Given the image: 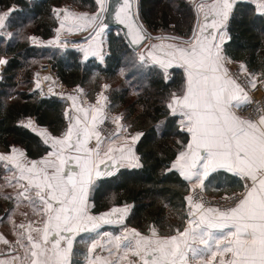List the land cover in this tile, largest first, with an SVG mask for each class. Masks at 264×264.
Returning <instances> with one entry per match:
<instances>
[{
    "label": "crops",
    "instance_id": "0c3cea01",
    "mask_svg": "<svg viewBox=\"0 0 264 264\" xmlns=\"http://www.w3.org/2000/svg\"><path fill=\"white\" fill-rule=\"evenodd\" d=\"M95 1L100 11L103 0ZM236 1H198V23L191 39L147 38L145 49L139 50L147 62L165 71L180 68L184 75L183 90L167 101L169 114L177 117L179 129L186 133L170 165L188 186L183 227L163 234L151 223L140 231L125 222L129 203L91 212L93 181L120 168L139 166L135 146L141 131L94 141L87 129L93 107L84 108L75 96H67L73 110L65 116L60 135L28 118L26 126L48 146L43 154L30 157L19 144L0 151V160L5 161L0 168L16 179L12 186L18 191L8 198L11 206H0V264H185L187 257L205 262L220 241L218 233L230 250L224 264H264V114L252 119L241 112L250 86L241 85L239 74L223 61L224 43L230 37L228 16ZM246 1L264 13V0ZM90 18L72 25L62 19L54 37L35 35V42L48 44L64 34L82 32L70 37L73 48L81 59L94 57L104 64L108 27L101 22L82 37L93 25ZM236 61L248 68L243 60ZM103 103H96V108ZM214 173L222 176L219 185L241 192L239 201L225 211L193 207L197 212L191 214L190 188H209L206 184ZM78 242L84 249L74 259ZM97 245L102 254L94 252Z\"/></svg>",
    "mask_w": 264,
    "mask_h": 264
},
{
    "label": "trees",
    "instance_id": "16d2710c",
    "mask_svg": "<svg viewBox=\"0 0 264 264\" xmlns=\"http://www.w3.org/2000/svg\"><path fill=\"white\" fill-rule=\"evenodd\" d=\"M64 2L84 9L90 5V10L96 6L95 0H0V11L15 6L5 17L3 28L8 36L0 35V56L6 58L0 74V149L19 144L30 157L40 156L48 149L39 135L22 122L25 118L33 117L37 125L51 134H59L66 127L62 95L53 87L48 88L47 94L31 88L33 70L41 61L48 60L58 79L67 86L86 85L88 75L92 74L110 78L117 75L121 85H111L112 101L121 102L129 91L134 96L130 103L140 106L130 122L141 131L135 146L140 165L120 168L112 175L96 179L91 211L99 213L113 205L129 203L128 225L140 230L151 223L161 230L180 229L186 219L188 186L170 165L186 140V133L179 129L177 117L169 114L167 101L173 93L183 90V72L175 67L165 71L155 63L143 62L137 55L140 51L132 49L122 33H113L108 26L104 64L94 57L81 59L79 51L73 48L31 43L30 34L42 39L53 36V7ZM179 3L180 7L189 8L186 1ZM235 4L228 16L230 37L224 49L233 59L242 58L250 69H262L264 13L257 12L255 4L246 0ZM160 26L164 32L179 34V26Z\"/></svg>",
    "mask_w": 264,
    "mask_h": 264
},
{
    "label": "rangeland",
    "instance_id": "374dc122",
    "mask_svg": "<svg viewBox=\"0 0 264 264\" xmlns=\"http://www.w3.org/2000/svg\"><path fill=\"white\" fill-rule=\"evenodd\" d=\"M184 1H186V3L189 5V8L180 7L181 6L180 3L178 4L179 0H137L138 14L141 20L143 21V23L145 24V26L149 29L151 33H164L163 28H161L160 24L166 23L167 25H169L168 29L174 26H179V34L189 36L191 32L192 24L194 22V17H195V10H194L193 3L196 0H184ZM95 4L96 6L94 10H90L88 8L90 5H86L85 7L87 9H84L83 7L80 8L79 6H77V4H74L71 2H64L58 6L53 7V15L56 21V28H57V24L60 23V20L62 22V19L65 25L67 24L72 25L76 23L78 24L82 22L83 20H87L88 18H90L89 16L90 14H93V13L96 14L97 10L99 11L98 4L96 1H95ZM76 10H79L80 12H77ZM160 12H162L163 16H160ZM7 13H8V9L0 11V35H4V36H8V32L3 28ZM98 15H95L89 19L90 24H94V22L98 18ZM56 28L53 33L54 36H55ZM109 31H110L109 29H107L106 32L104 31L106 33L105 35L107 38V43H108V34H109L108 32ZM112 32L121 34V31L118 27H112ZM81 33L82 32H76L75 34H70V35L64 34V37H56L53 42L49 41L48 45H54L56 47H62V48H66V47L73 48L72 45L74 44H73V41H71L70 37L76 36V35L78 36V34L81 35ZM166 33H173V32L170 30ZM159 37H165V36H158V38ZM29 39L31 43L37 42V41L35 42V35L30 34ZM49 39H51V37ZM56 41H57V44L56 43L53 44ZM42 44H45V43H42ZM106 52H108V44H107ZM137 55L139 56V59L142 60L143 62L147 64L150 63L144 60L141 57L142 55H140V53H138ZM224 58H226L227 64H229L231 71L235 72L236 76L238 74H239L238 76L245 74L244 76H245V79H247L246 83L248 86L253 87L256 85H264V68L258 69V70H263V74L255 75L254 69H250L249 67L244 68L242 64H240L239 61H236L237 59H241L242 61L243 60L242 58H237L235 60V58L233 59L227 52L223 54V61H224ZM5 59L6 58L4 56H0V66L1 65L3 66V61H5ZM43 64H48L51 67L50 62L48 60H43L40 62V64L36 68L40 67ZM34 70H33V75H32L31 88L37 90L40 94H47L45 85H43L42 82H40L34 77ZM0 71H1V67H0ZM51 73L53 74V79L56 83L57 91L61 90V92H64V95L62 96L66 103L65 108H64V117L65 116L69 117V115L72 114L71 110H73L71 107H69L73 104L69 103L70 101H68L67 96H75L77 102L83 105L84 108L93 107L92 117H91L92 119L90 120L87 126V129L89 133L92 134L94 141L95 140L101 141L104 139L110 140L111 138L118 135L120 132H126L127 134L128 133L132 134V133H135L136 131H139V129L136 128L135 124L131 125L130 123L131 120L138 113V111H140V106H138L137 104L132 105L130 103V101L133 99L132 98L133 93L128 91L123 96V99H125L124 101L123 99H121V102L112 101V97L110 95L111 90H112L111 85H113L115 88H119V86L121 85L119 84L120 78L117 75L111 78L106 77V76H97L96 74H92L91 76L88 75L86 85H82V86L76 85V86L71 87V86H67L64 83H62L58 79L55 71L52 68H51ZM99 99L101 101L103 100L104 103L102 106H97L96 108V105H97L96 103H100L101 101H97L95 103V100H99ZM32 119L34 120L33 117H30V120ZM28 121H29L28 118H25L22 122L25 125H27ZM61 133L52 134V135H60ZM9 148L10 147H8L7 149H0V151L5 152ZM0 162H5V161L0 160ZM4 171L5 169L2 170L0 168V172H2V176H0V184H1L0 186H4V188H0V193H1L0 195L5 196V198L4 197L1 198L2 203L0 202V206H2V209H4L5 207L11 206V205H8L10 204L8 198L11 199L12 192L14 195L16 196L18 195V191H16L15 186H12L13 182H15L16 179L10 173L3 174ZM219 179H222L221 174L214 173L211 179L207 181L206 185L209 188H204L203 186H198V185H196L194 188H190L191 214H195L198 211V208L203 209V208H206V206L207 207L214 206L220 211H225L226 209L234 206L239 201L241 197L240 196L241 192L230 189V187L227 184L225 185L224 183L219 185V182H218ZM93 184H94V181L91 184V188H90V195H89L90 209H91V204H92L90 199H91V194L93 192L92 191ZM218 187L219 189L216 190ZM226 188L228 189L226 190ZM186 194H185V197H186ZM193 207L194 209L197 210L196 212H193L194 210L192 209ZM23 209H26V207L24 206ZM16 210L19 212L22 211L21 207L17 208ZM16 210L14 209V211L17 214H19ZM149 225L150 224H148L142 230H145ZM158 230L161 231L163 234H169V233L174 232L177 229H174L173 231H171L170 229L161 230L158 228ZM216 236L219 237L218 240L220 241L215 247L212 248V252L210 253V255H208V259H206L205 262L201 261L200 259H196L195 257L193 261L190 257H187L185 260V264H189L190 260L192 261V264H194V262L195 264H224L228 262L227 260L230 255L228 251L230 250L229 249L227 250L228 247L226 248L224 241L221 239V233L216 234ZM77 247L78 249L74 250V253H75L74 259L78 257L76 252H81L79 250L84 249L83 244L80 242H78ZM94 252L102 254L103 250L100 246L97 245V247H95Z\"/></svg>",
    "mask_w": 264,
    "mask_h": 264
},
{
    "label": "water",
    "instance_id": "95a60500",
    "mask_svg": "<svg viewBox=\"0 0 264 264\" xmlns=\"http://www.w3.org/2000/svg\"><path fill=\"white\" fill-rule=\"evenodd\" d=\"M198 1L200 0H196L193 3L195 17L189 36L166 32L151 33L138 14L137 0H103L102 9L99 12L98 18L82 37H87L102 22L108 27H118L126 43L135 50L139 49L143 51L146 47L147 38L149 37L165 36L177 39H191L198 23L199 12L196 5ZM72 150L79 151L78 149Z\"/></svg>",
    "mask_w": 264,
    "mask_h": 264
},
{
    "label": "built area",
    "instance_id": "2783aa9c",
    "mask_svg": "<svg viewBox=\"0 0 264 264\" xmlns=\"http://www.w3.org/2000/svg\"><path fill=\"white\" fill-rule=\"evenodd\" d=\"M224 63L229 69V64H227L226 58H224ZM244 75L238 76V81L241 85L246 86L247 79H245ZM34 77L45 85L46 90H48L49 87H53L55 92L61 94L56 89V83L53 79V74L51 73V67L48 64H43L36 68L34 70ZM247 91L248 97L240 104V109L244 115L253 119L259 114H264V85L249 87ZM189 264H192L191 260L189 261Z\"/></svg>",
    "mask_w": 264,
    "mask_h": 264
}]
</instances>
